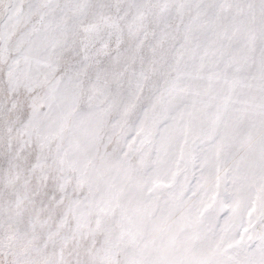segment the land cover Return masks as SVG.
<instances>
[{
    "label": "snow or ice",
    "instance_id": "6c2138e0",
    "mask_svg": "<svg viewBox=\"0 0 264 264\" xmlns=\"http://www.w3.org/2000/svg\"><path fill=\"white\" fill-rule=\"evenodd\" d=\"M0 264H264V0H0Z\"/></svg>",
    "mask_w": 264,
    "mask_h": 264
}]
</instances>
